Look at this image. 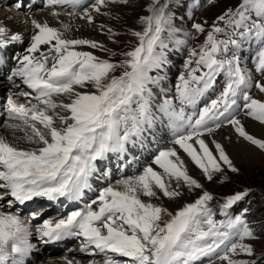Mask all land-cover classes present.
Here are the masks:
<instances>
[{"label": "snow or ice", "instance_id": "snow-or-ice-1", "mask_svg": "<svg viewBox=\"0 0 264 264\" xmlns=\"http://www.w3.org/2000/svg\"><path fill=\"white\" fill-rule=\"evenodd\" d=\"M186 3L149 0L136 16L138 27L127 30L135 43L120 53L93 39L67 36L70 24L53 27L31 19L27 46L9 54V46L25 37L0 24V73L14 89L2 105L7 116L3 127L12 138L0 135V201L7 199L6 208L0 204V264H26L36 251L30 237L38 213L22 218L19 209H10L36 198L84 200L94 191L96 178L110 176L105 169L113 155L120 178L99 187L82 208L35 225L39 241L77 239L80 253L100 257L88 264H264V248L259 253L256 249V242L264 239V222L254 227L249 207L232 212L251 195V188L223 197L218 204L222 219H217L214 196L190 174L187 163L207 181L225 168L239 174L224 145L212 139L213 148L206 141L225 125L264 153V138L246 131L239 118L242 112L264 125V99L250 92L255 87L264 94V81L253 82L241 64L243 48L254 46L255 70L264 76V0H237L210 25L193 22L192 31L181 33ZM117 4L128 6L130 0H94L86 6L84 0H45L44 6L53 16L60 14L57 7L70 6L69 15H77L83 6L79 18L94 25L93 12L107 16L102 9ZM23 6L15 4L18 11ZM193 32L206 33L205 38L188 49L174 95L161 88V100L155 88L168 63L169 41L183 45L186 39L178 35L195 38ZM106 35L118 42L119 34L111 27ZM85 49L108 55L102 58ZM117 55L122 58L114 62L111 57ZM9 61L15 63L9 66ZM153 71L157 74L150 75ZM221 74L222 90L208 98ZM165 122L171 132L168 145L158 147L150 163L127 174L133 162L139 163L137 152L152 142L157 124ZM227 179L225 173L220 182ZM184 189L201 192L170 210L164 199L176 200ZM61 264L74 262L65 256Z\"/></svg>", "mask_w": 264, "mask_h": 264}, {"label": "rangeland", "instance_id": "rangeland-1", "mask_svg": "<svg viewBox=\"0 0 264 264\" xmlns=\"http://www.w3.org/2000/svg\"><path fill=\"white\" fill-rule=\"evenodd\" d=\"M90 1L91 0H87L86 5H88ZM148 2L149 0H130V4L128 6H121L117 4V5H110L108 9H102V11H108L110 13V16L107 15L108 16L107 18L110 17L113 19V23L115 24L117 23L116 24L117 30L115 32L119 34L116 38L118 42L113 43L110 40V43L114 45L112 48V51L116 53H120L122 51L129 50L131 45L135 43V40L132 37L123 38L124 37L122 35L123 31L121 32L119 28L120 29L123 28L129 22H135L137 14H142V9L146 7ZM236 2L237 0H216V3L214 5H209L207 3V0H187L185 9H184V15H183V27L180 29L181 33L185 31H192L191 24L193 22H203L206 20L208 24L210 25L212 21L216 18V16H218L227 7H231L235 5ZM92 3H94V1ZM173 3H175V0H173ZM192 4H196L197 6L191 7ZM3 8H6V7H3ZM18 15L21 18L26 17L22 14H18ZM205 35L206 33L197 35L193 32V36L195 38H185L182 34H180L177 37L178 39H186V43L183 45H176L174 40L171 41V46L169 45L167 49V58H168L167 67L163 68V71L166 72V76H165L166 78L163 77L160 87L155 88V92L160 93V98L161 97L163 98L165 92L170 96L174 95V85L176 83L177 76L180 74L181 71H183L184 61L188 57V49L190 47H195L198 44L202 43L205 38ZM220 38H225V37H220ZM85 50L92 51L95 55L101 56L102 58H106L108 55V54L103 53L102 51L95 50V49H85ZM243 52H244V55L241 58L242 67H244L247 70L253 82H255L256 80L264 81V76H262L261 73L255 70V59H254L255 47L247 46L245 47V49L243 48ZM121 58L122 57H120L119 55L115 57H111V59L114 62L119 61ZM116 74L118 75L119 73L117 72ZM150 74L156 75L157 73L156 71H153V72H150ZM223 83H224V76L223 74H221L218 77L215 89L210 90L209 93L207 94V97L214 99L216 95L218 94V92L222 90ZM161 88H163L165 92H161ZM250 92L253 96H256V93H259V91L255 87L251 88ZM3 99H5V97ZM200 106L202 107L203 103H201ZM239 118L247 119L248 117L244 116V114L241 112L239 115ZM247 120H251V119L248 118ZM226 127L232 132V134L238 137L237 134L234 132V130L230 126L225 125V126H222L221 128H226ZM218 130L219 129H217L216 132ZM154 137L156 138L155 143H150L148 144V146L145 145V148L143 150L137 152L135 159L139 163L133 162L131 164V166L129 167L131 170L130 174H132L136 168L142 167L144 164L150 163L152 159V155L157 150L158 147L168 145L171 139V132L168 129L166 122L163 124H160V123L157 124ZM252 148L254 147L252 146ZM255 150L260 154L259 160H257L256 162H252V163L243 162V163L237 164L236 166L239 167L241 170L239 174L231 173L225 168L224 172L219 174L216 179H214L213 181H207L206 179L203 178L202 174L200 173V170L198 169L199 174L197 175L198 177L197 179L200 180V182L203 184L204 190L211 192V194L215 198L211 202V204L216 210L217 219H222V217L219 215L218 204L222 202L223 197L234 194V192L243 190L245 188H251L252 190L251 195L247 199H245L244 202H240V203H244L246 207H249L251 209L248 214L249 217H251V214L255 208L257 207L260 208L261 211L259 215L257 214L258 215L257 218L254 221H251V219H249L250 223L254 227H257L261 225L262 222H264V209H263L264 207V153H261L257 149ZM115 161H116V156L113 155L111 163H115ZM116 167L117 169L119 168L118 165H116ZM109 172H110L111 182H112L115 180L113 176H116L117 173L114 172L113 170H109ZM117 172L119 171L117 170ZM225 173L228 179L225 180L223 183H221L220 178ZM193 177L196 178V176H193ZM108 178L109 176L104 177L102 179H105L107 181L109 180ZM102 183L103 184L105 183L104 180ZM200 192L201 190L197 189L190 194H186L184 197L182 195V197L177 198L176 200H174L176 201L174 202L176 205V208L179 206H182L183 203L191 202L198 196ZM253 196L255 197L253 198ZM86 201L87 199L84 201V203ZM234 208H236V205L234 206ZM262 248H264V239L256 242V249L258 253L260 252ZM37 260L39 261V259ZM81 261H82L81 263L87 264L83 259ZM205 264H207V260H205ZM215 264H222V262L219 260H216Z\"/></svg>", "mask_w": 264, "mask_h": 264}, {"label": "bare ground", "instance_id": "bare-ground-1", "mask_svg": "<svg viewBox=\"0 0 264 264\" xmlns=\"http://www.w3.org/2000/svg\"><path fill=\"white\" fill-rule=\"evenodd\" d=\"M8 0H0V24L6 26L9 30L10 33H15L19 32L21 33L25 39L23 43H17L14 44V46L17 48L19 52L23 51V48L27 46V37L30 36L31 31H32V26H31V19H36L37 21L41 23H48L50 26L53 27H60L61 24H70L72 26V30L68 33H66L67 36L72 37V38H87V39H93L96 40L100 43H103L106 47L112 49L113 44L110 43V40L108 39V36L106 35L107 28L111 27L114 31H116V24L113 23L112 18H107L108 16L97 14V13H92L94 17V25H89L86 20L80 19L79 14L78 16L74 15H69V14H61L59 16H53L51 12H46V10L40 11V12H34L30 13L29 16L25 18H21L18 14H16L12 9L10 8H3L2 6L4 3H6ZM87 1V0H86ZM84 0V5H86V2ZM34 10V9H32ZM83 11V10H82ZM81 11V12H82ZM80 12V13H81ZM61 13V12H60ZM110 16V15H109ZM109 21V22H108ZM103 25L104 28L101 29L100 26ZM120 25V24H119ZM129 27H137L135 22H129L127 25H125L123 28H119L121 30L122 35L124 36L123 38H128L130 37L127 35V30ZM12 47V46H10ZM104 53V52H103ZM107 54V53H105ZM256 98L264 99V94L262 93H256ZM5 99H2L0 97V108H2V105L4 103ZM248 119V118H247ZM247 119H241L242 123L245 125L246 131H248L250 134L256 136L257 138H264V125H260L258 122L253 121V120H247ZM0 135H6L8 136L9 139H11V133L8 132L5 128L0 130ZM215 139L216 141L220 142L221 144L224 145L226 151L230 155V157L233 159L234 163L240 164V163H252L256 162L259 160V153L252 148V146L248 145L245 143V141L238 139L232 132L226 127V128H221L217 132L213 134L211 137H206V141L209 143L210 147H213L211 145V140ZM23 146V145H21ZM181 155H184L181 152ZM186 158V157H185ZM187 159V158H186ZM190 174L192 176H196L199 174L198 169L191 163L190 160L187 161ZM115 180L120 178V175L113 176ZM112 181L113 183L115 182ZM106 186V183H102V186ZM194 192V191H193ZM89 193V192H88ZM192 192H189L187 189L183 190V197L186 194H190ZM80 203L81 206L84 205V201ZM176 201H169L167 198L164 199L165 205L170 209L174 210L176 209L175 203ZM77 202H70V205H76ZM61 252H64L65 247L61 249ZM74 252H68L67 257L68 259L74 260L75 257L73 255ZM39 254L42 258H38L39 260L42 259L41 261L37 260V264H41L42 262H45L46 264H49V262H53V264H61V257H50L48 256L44 257L47 254H42V252L37 253ZM44 255V256H43ZM84 258V257H80ZM88 258V257H86ZM91 259H95V257L91 256ZM88 259H86V263L88 264ZM74 264L76 261H73ZM82 261L79 259V264H84L81 263Z\"/></svg>", "mask_w": 264, "mask_h": 264}, {"label": "trees", "instance_id": "trees-1", "mask_svg": "<svg viewBox=\"0 0 264 264\" xmlns=\"http://www.w3.org/2000/svg\"><path fill=\"white\" fill-rule=\"evenodd\" d=\"M255 196H253V198H254ZM242 202H244V201H242ZM246 206H245V204L244 203H238L237 205H236V208H233V211H235V212H238V211H241L243 208H245ZM263 209H264V207H263ZM260 208H255L254 210H253V212H252V214H251V217H249V219H251V221H254L256 218H257V216L260 214ZM258 214V215H257Z\"/></svg>", "mask_w": 264, "mask_h": 264}]
</instances>
